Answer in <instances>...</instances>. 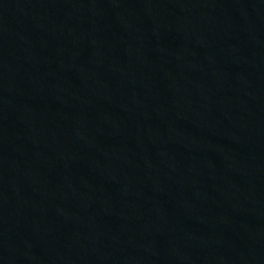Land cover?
Returning <instances> with one entry per match:
<instances>
[{"label":"water","instance_id":"water-1","mask_svg":"<svg viewBox=\"0 0 264 264\" xmlns=\"http://www.w3.org/2000/svg\"><path fill=\"white\" fill-rule=\"evenodd\" d=\"M161 185L217 264H264V0H67Z\"/></svg>","mask_w":264,"mask_h":264}]
</instances>
